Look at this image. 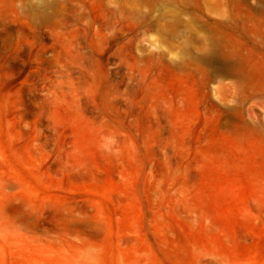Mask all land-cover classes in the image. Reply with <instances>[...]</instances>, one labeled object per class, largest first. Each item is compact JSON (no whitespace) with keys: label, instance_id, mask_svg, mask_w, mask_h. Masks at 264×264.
<instances>
[{"label":"rangeland","instance_id":"rangeland-1","mask_svg":"<svg viewBox=\"0 0 264 264\" xmlns=\"http://www.w3.org/2000/svg\"><path fill=\"white\" fill-rule=\"evenodd\" d=\"M0 264H264V0H0Z\"/></svg>","mask_w":264,"mask_h":264}]
</instances>
